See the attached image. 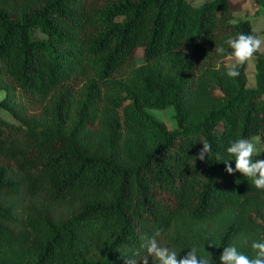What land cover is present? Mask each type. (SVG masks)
I'll use <instances>...</instances> for the list:
<instances>
[{"label":"trees","instance_id":"obj_1","mask_svg":"<svg viewBox=\"0 0 264 264\" xmlns=\"http://www.w3.org/2000/svg\"><path fill=\"white\" fill-rule=\"evenodd\" d=\"M237 10L0 0V109L13 119L0 114V264H124L156 231L179 257L195 246L220 264L232 243L254 255L264 191L217 159L236 138L264 142V49L252 88L247 65L230 79L215 52L259 36L249 18L233 22ZM170 107L173 129L147 112Z\"/></svg>","mask_w":264,"mask_h":264},{"label":"clouds","instance_id":"obj_2","mask_svg":"<svg viewBox=\"0 0 264 264\" xmlns=\"http://www.w3.org/2000/svg\"><path fill=\"white\" fill-rule=\"evenodd\" d=\"M225 44L228 46L227 49L224 46H218L215 47V52L230 62L225 75L235 79L240 75L239 69L253 62L257 54L261 53L264 39L255 34L238 33L235 36H229ZM216 67L219 70L220 65ZM201 143L203 147L195 158L203 161L206 157L209 159L212 148L207 141ZM261 151L255 138H236L226 149L230 158L217 157V159L223 160L228 174L239 172L251 180L256 189L264 191V159H254L260 155ZM231 157H234L235 168L229 163L233 160ZM160 236L161 232L156 231L142 246L144 251L137 250L132 255L126 256L124 264H149V258L152 264H212L211 255L209 253L199 255L195 246L191 247L183 257H179L177 251L161 243ZM251 249L254 255L250 257L241 252L236 243H232L223 248L220 264H264V241H253Z\"/></svg>","mask_w":264,"mask_h":264},{"label":"rangeland","instance_id":"obj_3","mask_svg":"<svg viewBox=\"0 0 264 264\" xmlns=\"http://www.w3.org/2000/svg\"><path fill=\"white\" fill-rule=\"evenodd\" d=\"M191 1L193 2L194 5L199 6L209 0H191ZM233 2L236 4V6L239 9L234 12L233 22H236L244 18H249L252 21L254 29L259 33V37L264 39V11L256 10L257 5L255 4L254 0H233ZM34 35L36 38L43 37V35L39 31H35ZM262 49H264V46H262ZM135 58L137 62L140 61L141 54L139 51L136 52ZM227 63L230 64L228 60ZM246 73H247V86L249 88H252L254 86V78H255V60L247 64ZM3 97H4V91L0 90V101L3 99ZM147 112L158 121L166 124V126L169 129L175 128L176 122L174 116V109L172 107L164 110L147 109ZM0 114L7 119H12L9 113L4 110L0 109ZM254 138L258 142V147L262 149L261 153L264 154V142L261 141L260 138L258 137H254Z\"/></svg>","mask_w":264,"mask_h":264}]
</instances>
